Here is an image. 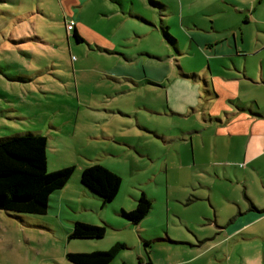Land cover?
Returning a JSON list of instances; mask_svg holds the SVG:
<instances>
[{
  "label": "rangeland",
  "instance_id": "obj_1",
  "mask_svg": "<svg viewBox=\"0 0 264 264\" xmlns=\"http://www.w3.org/2000/svg\"><path fill=\"white\" fill-rule=\"evenodd\" d=\"M71 17L114 47L90 43L87 34L77 43L65 27ZM194 25L235 28L239 41L251 44L249 60L259 63L256 43L264 56V0H0V138L40 134L46 138L49 173L74 167L55 210L51 198L45 215L0 210V264H70L67 253L106 251L118 242L126 248L110 264H138L140 257L163 263L195 256V264L259 258L257 238L213 241L229 200L244 201L240 169L227 167L226 178L200 135L195 150L181 140L185 126L203 129L201 114H163L167 100L179 109L186 96L194 102L203 97L194 84L175 79L177 64L188 69L208 64L204 51L187 49L184 31ZM145 78L165 88L145 85ZM202 134L208 144L214 140L210 132ZM96 163L121 180L105 206L79 193L81 171ZM260 188L250 190L262 200ZM142 193L152 209L131 225L120 210L135 209ZM75 222L104 227L105 235L69 239L67 229ZM170 234L182 242L171 250L141 241Z\"/></svg>",
  "mask_w": 264,
  "mask_h": 264
},
{
  "label": "crops",
  "instance_id": "obj_2",
  "mask_svg": "<svg viewBox=\"0 0 264 264\" xmlns=\"http://www.w3.org/2000/svg\"><path fill=\"white\" fill-rule=\"evenodd\" d=\"M260 1L263 2V0ZM70 20H74L73 17ZM74 21L76 23L74 30L81 38L83 34H87L89 37L86 40L90 43L95 41L104 48L114 47V44L108 41L102 33L93 31L79 20ZM188 21L195 24L197 22L191 18H188ZM68 22H65V26ZM180 23L183 24L182 18ZM197 26L199 25H194L192 28L187 27L184 31L189 40L187 49L194 48L204 51L208 64L206 67H199L197 69L181 68L177 64L178 71L176 70L175 79L177 80L178 78L186 86L194 84L198 92L197 94L202 95L203 93V97L198 95L194 102L193 98L188 95L179 109H176L167 100L166 104L163 105V114L169 111L175 115L182 114L184 118L189 116V110L190 114H201L202 123L204 124L203 129L202 127H197V125L185 126L181 133V140L186 145H189L191 149L195 150V148L198 149L199 147L198 135H200L203 145L207 144L209 151H214L217 155L218 164L215 163V166L224 168V175H228L226 178H229L227 167H238L240 169L239 172L242 175L239 176L238 182L241 181L245 184V189L243 190L244 201L229 200L230 208L223 219L218 221L216 230L219 235L215 236L213 241H244L247 238H257L261 241L262 254L259 258L257 257L252 261H243V264H257L256 261L259 264H264L263 52L261 51L260 44L256 43L253 48L255 50L254 53H258L256 57H259V63L249 60L253 59L250 58L252 51L249 47L251 44H246L243 37L240 42L235 28L228 27L227 29L215 30L216 27L213 25L211 30H205ZM164 29L168 32V27ZM219 31H226V34L218 37L217 33ZM82 40L84 41L83 38ZM258 50L261 51V54H259L260 51L257 52ZM104 51L108 52L106 49ZM177 54L181 56L184 52L180 51ZM146 56L150 60L154 59L151 55L146 54ZM200 82L201 86H199ZM142 83L160 89L165 88L164 86L152 83L146 78ZM196 121L198 122V119ZM204 131L210 132L207 135L214 137V140L209 144L203 138L202 133ZM162 139L165 142L170 141L165 136H162ZM221 152L226 153L225 159L219 157ZM216 175L220 176L218 172ZM257 184L262 186L260 188L262 200H259L256 193L250 190L251 186ZM80 186L83 189L80 190V195L82 197H90L91 194L81 184ZM65 187L52 195V210H55V203L57 201L60 203L59 196L63 195ZM65 203L69 204L71 201L65 200ZM71 229H67L68 232H71ZM170 235L164 239L155 237L152 240L145 237L144 239L141 238V241H147L149 244L153 242L164 244L161 246L166 247L167 250H171L182 244V242L177 241L176 237ZM139 260L141 264H195L197 261L195 256L173 262L164 260L163 263L159 258L158 263L157 259L154 261L151 257L147 259L140 257ZM200 263L198 262L197 264Z\"/></svg>",
  "mask_w": 264,
  "mask_h": 264
},
{
  "label": "trees",
  "instance_id": "obj_3",
  "mask_svg": "<svg viewBox=\"0 0 264 264\" xmlns=\"http://www.w3.org/2000/svg\"><path fill=\"white\" fill-rule=\"evenodd\" d=\"M72 37L77 43L83 42L75 30H72ZM166 37L170 40L168 35ZM46 145V138L36 133L0 138V210L29 215L47 213L51 196L68 183L74 167L49 173ZM80 182L92 197L99 199L105 206L115 199L121 180L118 175L96 163L81 171ZM136 201L135 209L129 213L120 210V215L135 226L152 209L145 193ZM104 235V227L75 222L69 239L99 240ZM144 245L150 244L145 241ZM125 248V244L118 242L106 251L67 253L66 259L70 264H110ZM138 264H141L140 260Z\"/></svg>",
  "mask_w": 264,
  "mask_h": 264
},
{
  "label": "built area",
  "instance_id": "obj_4",
  "mask_svg": "<svg viewBox=\"0 0 264 264\" xmlns=\"http://www.w3.org/2000/svg\"><path fill=\"white\" fill-rule=\"evenodd\" d=\"M75 21L74 20H70L67 24H66V31L67 33H72V30H74L75 28Z\"/></svg>",
  "mask_w": 264,
  "mask_h": 264
},
{
  "label": "flooded vegetation",
  "instance_id": "obj_5",
  "mask_svg": "<svg viewBox=\"0 0 264 264\" xmlns=\"http://www.w3.org/2000/svg\"><path fill=\"white\" fill-rule=\"evenodd\" d=\"M71 33H68V36L70 35Z\"/></svg>",
  "mask_w": 264,
  "mask_h": 264
}]
</instances>
